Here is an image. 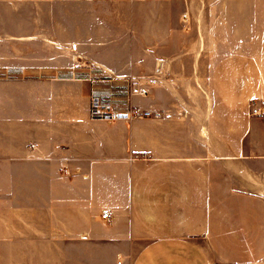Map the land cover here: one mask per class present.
Listing matches in <instances>:
<instances>
[{
  "label": "crops",
  "instance_id": "obj_1",
  "mask_svg": "<svg viewBox=\"0 0 264 264\" xmlns=\"http://www.w3.org/2000/svg\"><path fill=\"white\" fill-rule=\"evenodd\" d=\"M176 85L211 87L210 105ZM93 94L160 116L93 117ZM253 97H264V0H0V264L52 263L43 247L80 237L121 246L127 215L138 230L143 166L180 182L200 183L203 166L210 182L264 181V117L248 118L236 145L227 136L233 109ZM178 193L168 212L200 196ZM197 227L111 261L219 264L203 247L216 230Z\"/></svg>",
  "mask_w": 264,
  "mask_h": 264
},
{
  "label": "rangeland",
  "instance_id": "obj_2",
  "mask_svg": "<svg viewBox=\"0 0 264 264\" xmlns=\"http://www.w3.org/2000/svg\"><path fill=\"white\" fill-rule=\"evenodd\" d=\"M133 72L135 74H145L144 70ZM129 88L133 92L143 94L147 87L136 85ZM174 88L178 89L181 95L186 96L187 100L191 98V101V92L202 93V95H206L208 106L210 105L209 94H213V92L209 86L176 85ZM102 97L109 99L107 96L102 95ZM202 98L204 101L205 96H202ZM218 100L214 98L217 106H219ZM217 114L212 117L216 120V127L225 122L222 112L218 111ZM253 117L264 116L250 115L248 103L236 106L233 109V134H230L229 131L227 134L231 142L235 145L239 142L246 120ZM233 156H239V154L235 153ZM143 169L146 170H140L143 175L137 182L140 192L138 199L139 212L133 218L138 225L137 232H131V219L127 215L123 219L124 232L127 238L120 239L121 246L116 247L114 241H98L89 237L75 238L71 243L58 245L52 247V249L43 247V257H58V260L52 261V263L47 261L43 264H113L111 258H117L119 254L124 255L123 261H125L127 257L129 258L131 254H135L136 251L141 249L143 244L150 241L153 238L152 235L189 234L194 231V226H198L195 230H199L200 233H204L203 231L206 230L209 231L210 228L216 230L217 233L214 237L212 236L211 240L203 241V247L209 256L218 257L219 264H256L254 263L255 260L264 261V213L259 212L261 206L264 205V198L257 196L259 194L258 189H264V181L260 182L259 177L239 180L235 176L234 179L230 177L229 182H210L208 180L210 173L208 170L204 171L205 167L203 166L201 182L193 183L180 182L172 176H170V180L169 176L163 175L162 167H158V170L154 171L147 169L145 166H143ZM222 177L219 175L218 179ZM248 185L251 188H247ZM183 187H185L186 192L196 190L200 196L196 194V198H192V200L188 197L185 198L187 212H168L171 211L172 207L169 205L173 201H177L178 198L181 200L178 192ZM211 190L214 191V194L218 192V196L211 198ZM227 190L231 193L229 197H225ZM189 204L196 205L197 208L200 207V213L189 212L191 208L188 207ZM210 205H218L219 207L218 212L214 215L207 213ZM144 211L150 212L145 213ZM210 216L216 219L213 223H210ZM117 220L119 219L117 218ZM148 227L152 230L149 231ZM135 240H137L136 243Z\"/></svg>",
  "mask_w": 264,
  "mask_h": 264
},
{
  "label": "built area",
  "instance_id": "obj_3",
  "mask_svg": "<svg viewBox=\"0 0 264 264\" xmlns=\"http://www.w3.org/2000/svg\"><path fill=\"white\" fill-rule=\"evenodd\" d=\"M250 115L264 116V98L253 97L248 103ZM90 112L93 117L103 118L107 120H131L134 118L160 116V112L139 109V108H126L118 109L114 107L113 103L100 94H93L90 102ZM102 218L106 220L111 219L110 211L106 210L102 213Z\"/></svg>",
  "mask_w": 264,
  "mask_h": 264
}]
</instances>
